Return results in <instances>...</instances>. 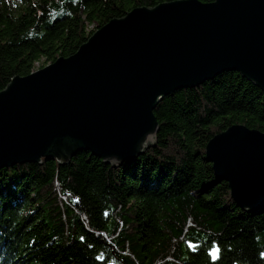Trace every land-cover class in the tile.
Listing matches in <instances>:
<instances>
[{"label":"trees","instance_id":"trees-1","mask_svg":"<svg viewBox=\"0 0 264 264\" xmlns=\"http://www.w3.org/2000/svg\"><path fill=\"white\" fill-rule=\"evenodd\" d=\"M175 1L0 0V90L73 55L90 26ZM154 117V147L119 170L85 151L0 169V264H102L115 250L126 264H264V213L241 212L204 160L233 125L264 132V94L223 73L164 98Z\"/></svg>","mask_w":264,"mask_h":264},{"label":"water","instance_id":"water-1","mask_svg":"<svg viewBox=\"0 0 264 264\" xmlns=\"http://www.w3.org/2000/svg\"><path fill=\"white\" fill-rule=\"evenodd\" d=\"M232 71L264 92V0L135 8L0 90V169L83 151L118 167L154 147L164 98ZM205 162L245 211L264 204V133L233 125Z\"/></svg>","mask_w":264,"mask_h":264},{"label":"bare ground","instance_id":"bare-ground-1","mask_svg":"<svg viewBox=\"0 0 264 264\" xmlns=\"http://www.w3.org/2000/svg\"><path fill=\"white\" fill-rule=\"evenodd\" d=\"M41 63H42V61H40V62H36V63H34V65H33V68H32V70H31V72H30V74H32V72H35V71H37V70H40L41 68H43V67H45V66H47L48 64H46V65H44V66H41ZM232 72H234V71H232ZM226 73H230V72H226ZM236 73V72H235ZM219 76V75H218ZM218 76H216V77H218ZM215 77V78H216ZM214 78V79H215ZM214 79H212V80H214ZM211 80V81H212ZM207 82H209V81H207ZM254 86V85H253ZM255 88H257L256 86H255ZM260 92H262L263 94H264V92L261 90V89H259V88H257ZM91 154V153H90ZM94 158H97L98 160L100 159L101 161H102V163L103 164H105L104 162H103V160L101 159V158H98L97 156H95V155H93V154H91ZM73 158V157H72ZM52 160V159H54V158H52V157H43L42 159H41V162H42V160H44L45 162L46 161H48V160ZM40 162V163H41ZM57 162V161H56ZM129 162H131V161H129ZM22 164L24 163V162H21ZM125 163H127V162H125ZM125 163H123V164H121L120 166H118V167H113V166H111L110 165V163H106L105 165L106 166H109L110 168H117L118 170H119V168L121 169V168H123V166H124V164ZM24 164H28V163H24ZM34 164H36V163H34ZM16 165H18V164H16ZM15 166V165H14ZM6 168H9V167H6ZM229 197H230V200L235 204V206L241 211V212H243V213H245L246 215H254V214H263L264 213V204L260 207V208H258L257 210H255V211H245L232 197H231V194L229 195ZM253 219H255V217H253ZM106 238H108V236L106 237ZM105 238V240L103 241V243L106 245L107 243H110L111 244V241L110 240H108V239H106ZM168 251V250H167ZM116 253H119V251L117 250H115V252L114 253H112V255L111 256H107L106 257V259H105V262H103L102 264H126L125 262H121V261H119V260H117L116 259V257L114 256Z\"/></svg>","mask_w":264,"mask_h":264},{"label":"rangeland","instance_id":"rangeland-1","mask_svg":"<svg viewBox=\"0 0 264 264\" xmlns=\"http://www.w3.org/2000/svg\"><path fill=\"white\" fill-rule=\"evenodd\" d=\"M94 28H95V25L90 26L88 31L90 32V31H92V30H96V29H94ZM50 64H51V63H50ZM196 88H197V87H196ZM194 89H195V88H194ZM238 126H239V125H238ZM240 126H241V125H240ZM242 126H243V125H242ZM244 127H245V126H244ZM227 129H228V128H227ZM227 129H226V130H227ZM226 130H224V131H226ZM259 132H260V131H259ZM261 133H264V132H261ZM142 155H143V154H142ZM139 156H141V155H139ZM139 156H138V157H139ZM138 157H137V158H138ZM137 158H135V159H137ZM133 160H134V159H133ZM204 160H205V155H204ZM211 167H212V166H211ZM212 173H213V172H212ZM213 177H214V176H213ZM217 182H218V181H217Z\"/></svg>","mask_w":264,"mask_h":264},{"label":"snow or ice","instance_id":"snow-or-ice-1","mask_svg":"<svg viewBox=\"0 0 264 264\" xmlns=\"http://www.w3.org/2000/svg\"><path fill=\"white\" fill-rule=\"evenodd\" d=\"M81 239H83V237ZM189 246L191 248H193V249H195V247H196L195 245H192V244H190ZM211 255L215 258L216 257V252H212ZM261 255L264 256V253H262Z\"/></svg>","mask_w":264,"mask_h":264}]
</instances>
